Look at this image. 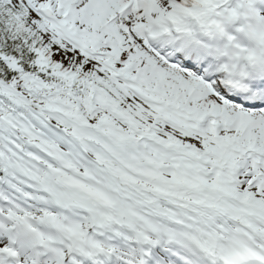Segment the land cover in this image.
<instances>
[{
	"label": "snow or ice",
	"instance_id": "6c2138e0",
	"mask_svg": "<svg viewBox=\"0 0 264 264\" xmlns=\"http://www.w3.org/2000/svg\"><path fill=\"white\" fill-rule=\"evenodd\" d=\"M0 264H264V0H0Z\"/></svg>",
	"mask_w": 264,
	"mask_h": 264
}]
</instances>
